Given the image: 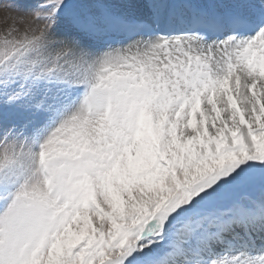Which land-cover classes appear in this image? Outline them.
Here are the masks:
<instances>
[{
    "label": "snow or ice",
    "instance_id": "obj_1",
    "mask_svg": "<svg viewBox=\"0 0 264 264\" xmlns=\"http://www.w3.org/2000/svg\"><path fill=\"white\" fill-rule=\"evenodd\" d=\"M40 9L8 14L0 107L17 108L27 114L24 129L40 125L33 132L47 135L33 153L6 142L18 133L0 124V170L15 165L18 151L35 155L62 138H90L110 105L127 111L149 103L152 131L138 134L132 113L94 195L73 210L75 230L71 214L51 227L38 223L46 209L29 181H0V264H40L49 248H64L58 264H264V4L253 17L230 18L251 23L255 35L220 41L196 32L144 35L164 14L155 0L148 19L105 5L68 8L65 0H43ZM29 16L42 26L22 29ZM191 19L194 28L217 30L223 14L194 10ZM113 31L127 33V43L94 50ZM233 77L237 89L243 81L244 111L229 95L232 110L221 120L214 97ZM92 107L98 115H84ZM94 218L101 223L93 226Z\"/></svg>",
    "mask_w": 264,
    "mask_h": 264
},
{
    "label": "rangeland",
    "instance_id": "obj_2",
    "mask_svg": "<svg viewBox=\"0 0 264 264\" xmlns=\"http://www.w3.org/2000/svg\"><path fill=\"white\" fill-rule=\"evenodd\" d=\"M0 2H7L11 5L9 8L6 4L0 7V35H2L11 22L8 20L9 13L16 17L31 15L34 10H41L40 5L43 0H0ZM127 2V0H65L68 8H80L85 11H93L99 5H105L110 7L114 13L128 17H139L143 14L146 16L145 13H148L146 8L145 13L136 11L135 5L129 6ZM242 2H245L252 9L256 7L255 0H235L232 7L235 8ZM138 9L143 10V7ZM20 24L22 29H38L42 26V23L33 16L21 20ZM244 91L243 81L237 89L233 77L228 82L227 91L216 94L214 100L217 108L221 109V120L225 119L232 110L227 105L229 95L232 96L236 108L244 111L245 99L242 95ZM253 91L257 95L262 94L259 84ZM249 95H251V91H249ZM142 103L144 104L143 107L137 109L130 105L127 111L117 110L115 105H110L105 109L103 122L97 125L95 134L88 139L76 140L73 143L70 138H62L54 147L47 151L41 150L39 154L35 155L21 156L18 151V159L15 165L5 166L0 170V181L9 184L29 181L34 186V195L43 204L55 203V211L58 216L72 215L75 230L79 225L75 222V212L73 210L78 204L84 206L85 199H90L94 195L97 181L105 175V165L112 158V149L119 140L126 137L127 131L131 127L133 112L136 113L135 122L138 134L147 135L151 133L152 113L149 110V103ZM208 107L211 106L208 105ZM204 109L205 104L202 103L201 110ZM224 109H227V111H224ZM27 119V114L15 107H0V124L6 128H14L18 133L6 142L15 139L18 144L23 143L26 147H30L33 153H36L40 142L47 135V130L35 134L33 128L40 127V125H29L27 129H24L23 126ZM208 123L211 124L210 117ZM217 126H219V121H217ZM2 148L3 142H0V165H5L6 161L3 159ZM24 151L27 153L28 149L25 148ZM259 175L260 173L257 172V178H259ZM65 185L74 187L80 194L79 198H70L65 195L62 191V187ZM2 211L3 207H0V212ZM92 223L93 226H96L101 221H99V218H94ZM146 234L151 235V232ZM72 247L75 248L76 244ZM63 255L64 248L56 253H53V250L49 248L46 254L41 253L38 256V260H40V264H49V260L52 264H58L60 257Z\"/></svg>",
    "mask_w": 264,
    "mask_h": 264
},
{
    "label": "clouds",
    "instance_id": "obj_3",
    "mask_svg": "<svg viewBox=\"0 0 264 264\" xmlns=\"http://www.w3.org/2000/svg\"><path fill=\"white\" fill-rule=\"evenodd\" d=\"M84 115L89 116V117H94L98 115V110L95 107H92L90 109H85ZM62 191L65 193V195H67L70 198L71 197L79 198V195H80L75 190V188L70 185L63 186ZM44 206H45L46 211L43 215H41L38 218V223L42 226L51 227L54 225L58 217L55 211V203L52 202L50 204H44Z\"/></svg>",
    "mask_w": 264,
    "mask_h": 264
},
{
    "label": "bare ground",
    "instance_id": "obj_4",
    "mask_svg": "<svg viewBox=\"0 0 264 264\" xmlns=\"http://www.w3.org/2000/svg\"><path fill=\"white\" fill-rule=\"evenodd\" d=\"M127 1H128L127 3H128L129 6L135 5L134 7H136V11H141L142 13L144 12V7H145V5H144L145 1L144 0H127ZM174 1H175V3H179L180 0H174ZM183 1H188L190 3H194L195 2L194 0H183ZM211 1H213L214 6L216 8H218V10L221 11V13L226 14V13L229 12V7L228 6H221L219 0H211ZM141 7H143V10L142 9H138V8H141ZM162 19L164 21L166 20L165 19V15L163 16ZM111 38H112L113 41H109V39H111ZM126 43H127V41L117 39V38H115L113 36H111V37L107 36L105 39L94 43V50H100L103 47H105L107 44H111L112 46L115 47V46H123Z\"/></svg>",
    "mask_w": 264,
    "mask_h": 264
}]
</instances>
